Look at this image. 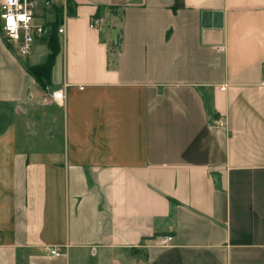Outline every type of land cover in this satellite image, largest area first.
<instances>
[{
  "label": "crops",
  "instance_id": "obj_1",
  "mask_svg": "<svg viewBox=\"0 0 264 264\" xmlns=\"http://www.w3.org/2000/svg\"><path fill=\"white\" fill-rule=\"evenodd\" d=\"M69 3L47 91L0 31V264H264V0Z\"/></svg>",
  "mask_w": 264,
  "mask_h": 264
},
{
  "label": "built area",
  "instance_id": "obj_2",
  "mask_svg": "<svg viewBox=\"0 0 264 264\" xmlns=\"http://www.w3.org/2000/svg\"><path fill=\"white\" fill-rule=\"evenodd\" d=\"M47 8H60L62 11V24L59 35L66 33V19L69 16V0H0V31L6 44L21 57H28L38 42H43L49 33L48 23L41 24L38 20L45 16ZM10 18L14 23L10 22ZM100 20L91 21V27L100 26ZM66 88L67 85L65 84ZM82 89V87H81ZM64 89L53 91L52 97L56 102L65 99ZM55 94V95H54ZM223 125L224 121L219 120ZM173 236H165L155 240L156 246H165L171 243ZM52 257L61 254L58 248L47 247Z\"/></svg>",
  "mask_w": 264,
  "mask_h": 264
},
{
  "label": "trees",
  "instance_id": "obj_3",
  "mask_svg": "<svg viewBox=\"0 0 264 264\" xmlns=\"http://www.w3.org/2000/svg\"><path fill=\"white\" fill-rule=\"evenodd\" d=\"M60 10V8H56L54 20L48 22L49 33L42 42L49 49L46 61L36 65H26V70L28 74L36 81L37 86L43 91H46L47 88L52 85L53 68L55 66L58 56L61 54L62 51L61 44L59 41L60 35L58 32V29L63 21ZM71 10V6L69 5V14H72ZM96 15L94 18L98 19V15Z\"/></svg>",
  "mask_w": 264,
  "mask_h": 264
},
{
  "label": "rangeland",
  "instance_id": "obj_4",
  "mask_svg": "<svg viewBox=\"0 0 264 264\" xmlns=\"http://www.w3.org/2000/svg\"><path fill=\"white\" fill-rule=\"evenodd\" d=\"M70 5V4H69ZM61 11V10H60ZM62 13V11H61ZM69 13V12H68ZM70 16V14H69ZM55 18V10L53 8H47L46 10V13H45V16L41 17L38 22L41 23V24H45V23H48V22H51L53 21ZM68 21V19H66ZM110 20H108V24H109ZM59 41H60V44L63 45V37L60 36L59 37ZM47 51H48V47L46 45H43L41 42H38L35 47L33 48V51L32 53L28 56L30 57V61L33 62V60H44L47 56ZM14 54L17 56L18 54L16 52H14ZM62 55L60 54L59 55V59H57V65L58 68L57 70L60 71V67H59V64H61V61H62ZM20 61H24L26 60V57H18ZM61 66V65H60ZM49 88H47L48 90ZM46 90V91H47Z\"/></svg>",
  "mask_w": 264,
  "mask_h": 264
},
{
  "label": "water",
  "instance_id": "obj_5",
  "mask_svg": "<svg viewBox=\"0 0 264 264\" xmlns=\"http://www.w3.org/2000/svg\"><path fill=\"white\" fill-rule=\"evenodd\" d=\"M112 35H113L114 45H115V47H117V45H118V38H119L118 31L116 29H114L112 31Z\"/></svg>",
  "mask_w": 264,
  "mask_h": 264
},
{
  "label": "snow or ice",
  "instance_id": "obj_6",
  "mask_svg": "<svg viewBox=\"0 0 264 264\" xmlns=\"http://www.w3.org/2000/svg\"><path fill=\"white\" fill-rule=\"evenodd\" d=\"M10 22L14 23V20H12V19L10 18Z\"/></svg>",
  "mask_w": 264,
  "mask_h": 264
},
{
  "label": "clouds",
  "instance_id": "obj_7",
  "mask_svg": "<svg viewBox=\"0 0 264 264\" xmlns=\"http://www.w3.org/2000/svg\"><path fill=\"white\" fill-rule=\"evenodd\" d=\"M55 95V94H54Z\"/></svg>",
  "mask_w": 264,
  "mask_h": 264
}]
</instances>
